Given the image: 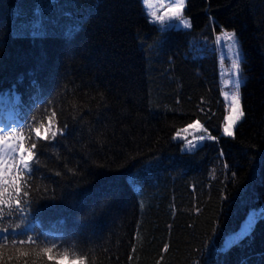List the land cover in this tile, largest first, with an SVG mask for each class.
<instances>
[{
  "label": "trees",
  "instance_id": "16d2710c",
  "mask_svg": "<svg viewBox=\"0 0 264 264\" xmlns=\"http://www.w3.org/2000/svg\"><path fill=\"white\" fill-rule=\"evenodd\" d=\"M185 10L190 28L160 30L142 0H0V126L35 117L23 131L39 160L25 174L28 229L56 239L53 255L264 264V219L224 247L251 208L264 210V0H187ZM222 28L242 47L234 138L222 135ZM49 117L55 140H36ZM195 119L217 140L185 151L175 133ZM34 247H6L0 264H55Z\"/></svg>",
  "mask_w": 264,
  "mask_h": 264
},
{
  "label": "snow or ice",
  "instance_id": "6c2138e0",
  "mask_svg": "<svg viewBox=\"0 0 264 264\" xmlns=\"http://www.w3.org/2000/svg\"><path fill=\"white\" fill-rule=\"evenodd\" d=\"M143 4L149 5V0H142ZM150 6V5H149ZM186 6V0H173L172 6L167 9V21L165 20V15L157 16L155 11L146 13L150 16L151 23H158L161 26L160 30H163L165 26H172L173 24L182 25L185 28L191 27V20L185 19L183 17V11ZM223 41V48L225 49L224 55H227L230 50L235 54V60L232 61L233 68L235 69L236 79L235 87L236 91L230 97L231 101V114L227 118V122L223 127L222 135L227 137H235V127L237 123L245 116V113L241 106L240 95H239V85L241 83L239 79L240 68H241V52L238 39L235 32L222 31V33L215 37V43L219 44ZM225 97L228 98V93H224ZM54 116L55 113L53 112ZM29 120L35 121V117L29 116L27 119L21 122H14L12 124H4L0 127V223H5L4 218L7 217V226L0 228V261L3 260V249L6 247L16 248L19 246L33 245V251L37 256L41 254H46L48 261H53L55 264H86L87 258L75 254L74 252L70 254V250L65 248L63 253L60 255H53V250L58 247L56 239H50L45 236L41 239L40 235H29V231H34V229H28V220L32 210V204L34 201L29 197V191L31 189V184L25 179V174L28 177L34 175L33 165L37 168L39 166V160L36 159V153L33 151L36 149V142H32L30 147H26L24 141L26 139L32 140V134L30 132L28 137L23 134L24 129L31 128L28 123ZM49 127L43 129L41 132L40 127L32 129L35 134L36 140L48 141L50 139L55 140L57 132H51V117H49ZM66 127V125H65ZM188 128L202 129L203 125L199 121L194 124L188 125ZM16 129H20V133L16 134ZM188 129H183L187 131ZM11 131V135L9 132ZM207 132V129H204ZM64 129H59V134L62 136ZM180 137V132L176 133L175 138ZM198 143L194 144L192 140L187 141V146L190 149H194L199 146L206 139L217 140V137L211 136L210 134L200 135L193 138ZM11 141V142H9ZM8 158H11V163H8ZM13 169L15 171L13 172ZM6 176H10L11 179H5ZM11 184L15 193V197H9L5 199V194L8 192V188L5 185ZM28 189V190H26ZM7 209V211H5ZM264 219V210L259 213H252L249 218L245 221L240 231L233 234L228 242L227 247H231L233 244H239L240 241L246 237L251 236V232L254 230L256 223ZM19 222H14V221ZM27 229V230H26ZM23 236L24 239H17V237ZM11 237V239H9ZM37 240H40L44 246L40 248L39 252L35 249L40 247L37 245ZM74 249L75 245H71ZM22 256H29V252L23 251ZM73 255L75 258H73ZM9 260L12 259L11 256L8 257ZM27 264V261H25Z\"/></svg>",
  "mask_w": 264,
  "mask_h": 264
},
{
  "label": "rangeland",
  "instance_id": "374dc122",
  "mask_svg": "<svg viewBox=\"0 0 264 264\" xmlns=\"http://www.w3.org/2000/svg\"><path fill=\"white\" fill-rule=\"evenodd\" d=\"M172 3H173V0H149V5L150 6L144 4V8H145L146 13H149L151 11H155L157 16L165 15V20L167 21L166 12H167V9L172 6ZM186 3H187V0H186ZM185 8H186V6H185ZM185 8H184V11H183V17L185 19H190L191 20L190 16L186 13ZM148 17L150 19L149 15H148ZM172 26L183 27L182 25H177V24H173ZM225 30L228 31V32H234L233 30H230V29H227V28H222L221 30L216 32L215 37L219 36L222 33V31H225ZM239 46H240V52H241V56H242V47L240 45V42H239ZM217 47H218L219 57H220V64L219 65H220V75H221V83H222V94H223V97L225 98V100L227 102V107H228L226 118H225V121L223 123V127H224L225 123L227 122L228 116L231 114L230 97L236 91V87H235L236 74H235V69L233 68V65H232V61L235 60L236 57H235V54L232 53L230 50L228 51L227 55L223 54L224 51H225V49L223 48V41L221 43L217 44ZM239 79H240L241 83L244 80V77H243V75L241 73V68H240ZM241 83H240V85H241ZM240 85H239V95H240ZM226 92L228 93V98H226L225 95H224V93H226ZM0 100H3L2 96H0ZM196 121H199L200 124L203 125L202 129L188 128V125L194 124ZM186 128L188 130L187 131H183V129H186ZM204 129H207V128L205 127L203 122L201 120H199V119H195L192 122L188 123L187 125L181 127L178 131H176V133L180 132V137L176 138V139L180 140L182 142V149L183 150H185V151L194 150L195 148L194 149H190L187 146V141L188 140H192L193 143L196 144L198 142L193 139L196 136H200V135L207 136L209 134L211 136H214L212 133H210V131H208V129H207V132H205ZM176 133H175V137H176ZM0 134H3V133L0 132ZM9 134L11 135V132H9ZM9 142H11V141H9ZM202 143H199V145L202 144ZM11 162H12L11 158H8V163H11ZM14 171H15V169H13V172ZM5 179H9L10 180L11 177L10 176H6ZM5 187L8 188V191L12 189V185L11 184L5 185ZM263 205H264V203H263ZM256 209H257L256 207L251 208L249 210V212L247 213V215L245 216V218L243 219L240 227L238 229L230 232L226 236L225 241H224V247L227 246V242H228L229 238L233 234H235V233L240 231L241 227L243 226L245 221L249 218V216L252 213H254V212L256 213Z\"/></svg>",
  "mask_w": 264,
  "mask_h": 264
}]
</instances>
